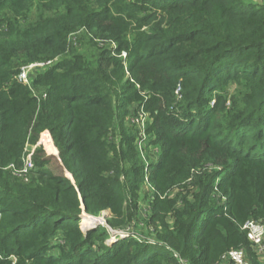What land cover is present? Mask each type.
Instances as JSON below:
<instances>
[{
  "label": "trees",
  "instance_id": "obj_1",
  "mask_svg": "<svg viewBox=\"0 0 264 264\" xmlns=\"http://www.w3.org/2000/svg\"><path fill=\"white\" fill-rule=\"evenodd\" d=\"M249 219L264 0H0V264H264Z\"/></svg>",
  "mask_w": 264,
  "mask_h": 264
},
{
  "label": "built area",
  "instance_id": "obj_2",
  "mask_svg": "<svg viewBox=\"0 0 264 264\" xmlns=\"http://www.w3.org/2000/svg\"><path fill=\"white\" fill-rule=\"evenodd\" d=\"M50 63H32L25 67H23L19 78L23 82L27 84H31V75L28 74L29 70L32 69L35 66H48ZM144 118V116H143ZM145 121V119H144ZM143 121V122H144ZM108 211H104L100 216H89V215H82L81 217V223L85 226L87 229H82L83 231H86L92 227H96L97 225L108 226L107 218H108ZM106 213V214H105ZM84 216V217H83ZM91 217L92 220H95V223L88 224L83 223L84 218ZM243 228L246 230L248 239L253 243L254 246L257 247L258 253L264 255V221L263 220H256V219H249L244 224ZM111 232V239L115 240L119 237H125L128 236V232L125 230H113L110 229ZM223 264H251L246 259V253L243 249H231L226 255L223 257Z\"/></svg>",
  "mask_w": 264,
  "mask_h": 264
},
{
  "label": "rangeland",
  "instance_id": "obj_3",
  "mask_svg": "<svg viewBox=\"0 0 264 264\" xmlns=\"http://www.w3.org/2000/svg\"><path fill=\"white\" fill-rule=\"evenodd\" d=\"M78 36V35H77ZM75 39V38H74ZM76 44H77V42H76ZM78 46H79V49L82 51V52H84V53H86L87 51H88V48L85 46V44L83 45H81V43L80 42H78V44H77ZM47 66H35V67H33L32 69H30L29 70V72H28V74L29 75H32V76H34L36 73H38V72H42L45 68H46ZM144 119H146V117H142V116H139V118L137 117H135L134 119H131L130 120V122H131V124H133V123H136V124H134V125H136L137 127H138V129H140L141 131H142V129H143V127H144ZM129 122V123H130ZM140 143H142V145H145L143 142H140ZM14 173L15 174H17L18 176H20V177H22V176H25V177H27V170L26 169H22V170H14ZM142 205H143V207H145L146 206V204H147V201L145 200H142ZM106 213H108V212H106ZM105 213V214H106ZM84 217V216H83ZM82 222V221H81ZM80 222V224H81V228L84 230V229H87V228H85V226L82 224ZM139 231H141L142 229L141 228H139L138 229Z\"/></svg>",
  "mask_w": 264,
  "mask_h": 264
},
{
  "label": "bare ground",
  "instance_id": "obj_4",
  "mask_svg": "<svg viewBox=\"0 0 264 264\" xmlns=\"http://www.w3.org/2000/svg\"><path fill=\"white\" fill-rule=\"evenodd\" d=\"M93 218L88 217V218H84L83 223H88V224H92L95 223V220H92Z\"/></svg>",
  "mask_w": 264,
  "mask_h": 264
}]
</instances>
